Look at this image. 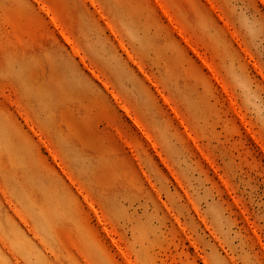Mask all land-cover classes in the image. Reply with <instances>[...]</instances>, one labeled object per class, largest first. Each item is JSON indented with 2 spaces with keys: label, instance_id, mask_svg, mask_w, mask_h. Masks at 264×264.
Returning <instances> with one entry per match:
<instances>
[{
  "label": "rangeland",
  "instance_id": "1",
  "mask_svg": "<svg viewBox=\"0 0 264 264\" xmlns=\"http://www.w3.org/2000/svg\"><path fill=\"white\" fill-rule=\"evenodd\" d=\"M0 264H264V0H0Z\"/></svg>",
  "mask_w": 264,
  "mask_h": 264
}]
</instances>
